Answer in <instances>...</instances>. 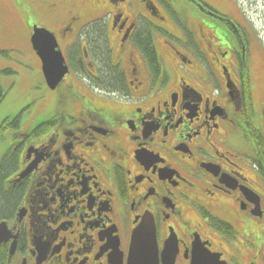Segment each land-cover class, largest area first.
Masks as SVG:
<instances>
[{
    "label": "flooded vegetation",
    "instance_id": "obj_1",
    "mask_svg": "<svg viewBox=\"0 0 264 264\" xmlns=\"http://www.w3.org/2000/svg\"><path fill=\"white\" fill-rule=\"evenodd\" d=\"M5 10L28 43L53 32L68 71L49 87L32 50L37 108L0 122L17 192L0 264H126L144 216L157 264H264V47L234 0Z\"/></svg>",
    "mask_w": 264,
    "mask_h": 264
},
{
    "label": "rangeland",
    "instance_id": "obj_2",
    "mask_svg": "<svg viewBox=\"0 0 264 264\" xmlns=\"http://www.w3.org/2000/svg\"><path fill=\"white\" fill-rule=\"evenodd\" d=\"M237 6L249 18L255 28L259 46L264 42V0H236ZM244 14V13H243ZM0 36L3 39V46L15 50H7L6 56H2L3 62L0 63L1 69L5 68L7 72L3 76V83L7 88L3 100L0 102V122L4 117L14 115L21 108L29 105L24 116L33 114L34 107L39 101V93L34 88V82L37 78L38 65L30 47L22 32H18L19 27L12 25L10 13L5 10L1 16ZM3 37V38H2ZM61 49L64 51L63 47ZM264 64V61H263ZM0 69V70H1ZM44 103L41 104L43 106ZM10 137V130H0V155L5 149V142Z\"/></svg>",
    "mask_w": 264,
    "mask_h": 264
},
{
    "label": "water",
    "instance_id": "obj_3",
    "mask_svg": "<svg viewBox=\"0 0 264 264\" xmlns=\"http://www.w3.org/2000/svg\"><path fill=\"white\" fill-rule=\"evenodd\" d=\"M44 37L42 43L37 44L36 36ZM31 45L41 58L42 69L47 83L54 86L67 72L63 57L58 49L54 35L44 28H33L30 38ZM22 176V174L20 175ZM144 230H139L133 238L135 244L129 255V264H156L154 236L150 228V222L143 225ZM4 224L0 223V241L3 238Z\"/></svg>",
    "mask_w": 264,
    "mask_h": 264
},
{
    "label": "trees",
    "instance_id": "obj_4",
    "mask_svg": "<svg viewBox=\"0 0 264 264\" xmlns=\"http://www.w3.org/2000/svg\"><path fill=\"white\" fill-rule=\"evenodd\" d=\"M95 41H98V34L93 36ZM99 43V41L97 42ZM7 72H9L8 70H5L4 73L6 74ZM105 84L107 85H112L113 83V75L111 74H105ZM5 96V90H3L0 86V101L3 99V97ZM6 154L0 163V217H5L7 216L12 208L13 205L15 203V200L17 198V192H11V193H5L3 191V187H2V179H3V175L6 173L7 170H9L11 167L14 166L15 163V159L14 157L10 156Z\"/></svg>",
    "mask_w": 264,
    "mask_h": 264
},
{
    "label": "snow or ice",
    "instance_id": "obj_5",
    "mask_svg": "<svg viewBox=\"0 0 264 264\" xmlns=\"http://www.w3.org/2000/svg\"><path fill=\"white\" fill-rule=\"evenodd\" d=\"M43 40H44V37L41 34H37V36H36V42H37V44L42 43Z\"/></svg>",
    "mask_w": 264,
    "mask_h": 264
}]
</instances>
